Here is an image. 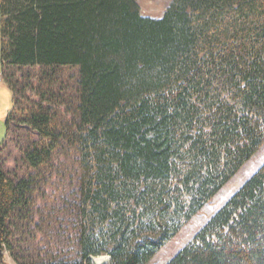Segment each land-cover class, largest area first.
I'll list each match as a JSON object with an SVG mask.
<instances>
[{
	"label": "trees",
	"instance_id": "obj_1",
	"mask_svg": "<svg viewBox=\"0 0 264 264\" xmlns=\"http://www.w3.org/2000/svg\"><path fill=\"white\" fill-rule=\"evenodd\" d=\"M1 19L4 68L81 73L82 215L96 229L82 260L46 264H147L264 146V0H172L162 18L137 0H1ZM51 120L29 117L51 140L28 153L34 168L58 142ZM29 191L0 164V264ZM167 264H264V163Z\"/></svg>",
	"mask_w": 264,
	"mask_h": 264
},
{
	"label": "rangeland",
	"instance_id": "obj_2",
	"mask_svg": "<svg viewBox=\"0 0 264 264\" xmlns=\"http://www.w3.org/2000/svg\"><path fill=\"white\" fill-rule=\"evenodd\" d=\"M137 1L142 14L153 18H162L172 3V0ZM1 47L0 0V144L6 139L0 146V164L15 181H30L28 202L9 218L12 248L5 253V264L80 261L83 229L86 227L87 233L96 229L82 215L80 68L50 69L7 63L3 70ZM13 107L8 133L6 118ZM40 107L49 113L58 142L50 160L34 168L27 160L28 153L37 144L51 141L43 139L29 123L33 110ZM263 163L264 146L147 264H167ZM110 260L108 253L93 257L95 264H108Z\"/></svg>",
	"mask_w": 264,
	"mask_h": 264
},
{
	"label": "crops",
	"instance_id": "obj_3",
	"mask_svg": "<svg viewBox=\"0 0 264 264\" xmlns=\"http://www.w3.org/2000/svg\"><path fill=\"white\" fill-rule=\"evenodd\" d=\"M2 20V19H1ZM1 37H2V34H1ZM2 57V56H1ZM3 62V61H2ZM5 68H4V66H3V70H4ZM4 72V71H3ZM14 104H15V100H14ZM10 112H11V110H10ZM9 112V113H10ZM9 113H8V115H9ZM8 115H7V118H8ZM7 118H6V121H7Z\"/></svg>",
	"mask_w": 264,
	"mask_h": 264
}]
</instances>
